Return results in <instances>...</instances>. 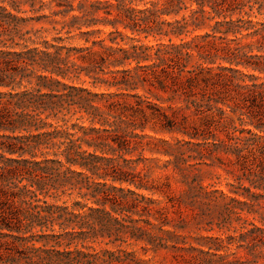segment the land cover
I'll return each instance as SVG.
<instances>
[{
	"label": "trees",
	"instance_id": "trees-1",
	"mask_svg": "<svg viewBox=\"0 0 264 264\" xmlns=\"http://www.w3.org/2000/svg\"><path fill=\"white\" fill-rule=\"evenodd\" d=\"M115 1V13L110 3L78 7L81 15L53 28L48 41L37 36L42 29H26L41 18L19 16L27 13L25 4L34 12L36 0H0V264H139L119 250V241L128 239L143 242L145 251L166 249L149 220L155 201L139 193L158 188L129 168L142 158L148 145L143 132L151 121L203 149L195 164L207 157L238 172L227 193L212 192L221 202L218 228H231L227 240L247 257L234 253L218 262L264 264V0ZM139 3L142 9L135 8ZM74 10L68 5L58 13ZM119 24L156 43L123 50L119 62ZM98 25L112 30L98 41L88 37L100 30L79 32L91 43L86 48L65 45L71 31ZM202 29L208 32L181 38ZM96 46L105 55L96 64L134 61L131 89L147 83L168 94L166 101L180 103L172 112L180 118L140 95L119 109V77L99 76L119 70L76 63ZM82 73L92 85L116 91L95 93L73 84ZM190 116L203 127L186 130ZM132 152L137 158L126 160ZM165 153L192 207L198 195L183 171L196 157Z\"/></svg>",
	"mask_w": 264,
	"mask_h": 264
},
{
	"label": "rangeland",
	"instance_id": "rangeland-1",
	"mask_svg": "<svg viewBox=\"0 0 264 264\" xmlns=\"http://www.w3.org/2000/svg\"><path fill=\"white\" fill-rule=\"evenodd\" d=\"M144 1L146 2L148 0ZM95 2L100 3V8H104L107 3L112 4V11L115 13V6L117 4L115 0H36L34 12L29 11L31 9L29 4H25L21 8L27 11V13L20 14L19 16L41 18L38 22L28 23L26 29H42L37 33V36L50 41L56 33L53 28L60 30L64 23L70 22L72 15H81L77 11L78 7H82V10L89 9V5ZM68 5H72L75 10L65 15L58 13L65 10ZM135 8L142 9L143 4L139 3ZM102 15L101 10L98 12V16ZM161 20H165L166 22L172 21L171 17L167 16H163ZM117 28L120 32L118 40L119 62L123 58V50L132 52L131 47L133 45L143 44L150 46L156 43V39L152 36L144 39L142 34L138 36L135 33L132 34L129 30H124L120 24L117 25ZM65 30L60 33L62 37H66ZM88 30L101 31L99 34L95 33L88 37L90 41H98L105 38L106 33L111 31L112 28L110 26L98 25L90 29L82 27L80 31L73 30L69 34L70 39L65 40V45L73 48H86L91 46L90 42H84L85 36H81L79 33ZM205 32H208V29L198 30L191 35L182 36L181 38L189 40L191 37L201 35ZM130 38H136L138 42ZM161 42L167 43V39L163 38ZM172 42L178 43L179 40L172 38ZM101 52V49L97 46L93 48L92 53L84 51L82 53L85 56L84 60L76 61V63L81 67L100 66V64H96V61H99V55L105 56ZM135 66V62L131 60L123 61V64H119V67L108 66V62L100 66V68L104 69V72L119 70V74H99L100 77L108 80H111L112 76L119 77V98L117 99L119 109L128 103L133 104L135 101L134 96L140 95L162 107L170 118L178 120L180 114H173L172 112L176 109L175 107L180 106V103L178 101H166L165 99L168 94L149 86L147 83L144 85V89L139 87V83L136 85L138 86L137 89H131L134 87L132 82L137 71ZM80 79V81H73L72 83L75 85H83L95 93H103L106 91L105 87L92 85L91 82L93 79L86 77L84 73L81 74ZM81 81L85 83L81 84ZM68 83L70 82L68 81ZM124 88H126L125 91H123ZM115 91L116 89L112 87L106 92L114 93ZM185 127L188 131H192V128L201 129L203 122L197 117L190 116ZM136 133L142 134L138 130H136ZM143 134L145 135L143 143H147L148 145L142 153L141 160L137 161L136 164L130 165L129 168L140 173L142 182L145 185L158 188L140 190L139 193L155 201L151 205L153 216L149 220L155 227L154 233L161 238V242L166 246V249H162L157 253L150 250L145 251L143 248L147 246L143 242H135L132 239H128L126 242L119 241V250L128 254L129 260H135L139 264H219L218 259L220 258L218 257L227 256L228 259H231L234 253L242 259H245L247 257L245 251L235 249L236 245L229 243L230 241L227 240L228 236L234 235L232 229L224 227L219 229L217 226L219 223L221 202L217 198V194L212 192L219 190L227 193L228 188L226 184L233 182V179L238 174L234 167L228 163L225 165L218 164L207 157L202 158L204 163L195 164L199 161L198 153H204L203 149L192 144H184L189 141L188 137L179 133H167L158 121H151ZM217 135L219 137L223 136L221 133ZM161 140L166 143L164 144ZM176 151L184 153L185 158L187 156L196 157V159L188 160L183 171L187 181L191 182L192 186L196 188L198 195L192 203V207H188L190 199L185 196L186 186L180 183V175L173 172L172 165L167 164V161L171 160L172 157L166 155L167 153L165 152ZM137 155V152H132L131 154L124 155V158L126 160H135ZM212 162L214 164L209 165ZM119 165L124 166V163L119 161ZM122 187L125 188L126 185L124 184ZM130 189L133 190V187H130ZM133 218H136V216H133ZM162 223H164L163 226H161ZM255 223L258 224L257 222ZM233 226H235L234 223ZM220 241L222 242L220 243ZM95 247L99 248L103 246L95 245Z\"/></svg>",
	"mask_w": 264,
	"mask_h": 264
}]
</instances>
